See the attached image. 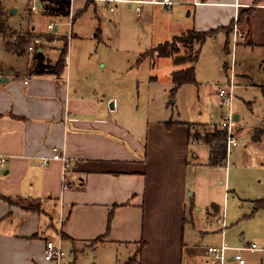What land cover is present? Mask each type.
<instances>
[{
    "label": "crops",
    "instance_id": "1",
    "mask_svg": "<svg viewBox=\"0 0 264 264\" xmlns=\"http://www.w3.org/2000/svg\"><path fill=\"white\" fill-rule=\"evenodd\" d=\"M75 1L82 2L75 8ZM174 1L171 7L152 3L146 8L148 4H143L142 10L136 11L137 18L143 22L161 10L168 11L165 24L172 36L164 41L192 28H219L209 37L217 39L223 34L225 51L229 38L225 29L238 17L248 33L240 47L264 48V0ZM71 2L70 15L62 16L47 13L46 0H28L27 10L31 3L38 8L30 14L31 27L21 30L55 34L54 40L43 37L42 43L34 44L46 59H57L64 45L61 36L69 38L68 60L61 75L35 74L34 51L29 48L22 68L3 69L0 64V264H55L44 258L48 239L65 250L66 243L71 249L72 254L66 250L64 264H220L211 260L208 248L202 249L196 242L202 234L196 231L189 238L187 233L190 221L192 231L196 230L193 206L211 184L207 172L212 176L213 170L226 165L211 164L210 147L198 139L194 126H203L200 132L205 135L221 128L220 122L211 128L208 122L151 117L148 113L141 124L126 118L124 99L108 94L105 84L97 88L99 82L73 62L76 48L70 43L73 39L83 41L86 34L103 39L107 11L113 12L108 23L115 25L125 23L127 12L122 3L111 10L102 1ZM125 4L127 10L134 8ZM89 8L95 19L90 21L89 32L81 23L75 31L79 16ZM243 12L249 15L240 20ZM35 14L48 17L47 28L34 24ZM50 23L54 28L48 27ZM176 66L180 67L175 70L189 65ZM239 75L247 77L242 84L259 88L264 96V80L256 82L250 72ZM252 103L249 101L250 107ZM261 106L260 120L251 126L246 123L244 131L239 128L240 138L251 137L246 147L264 145V101ZM236 115L238 122L243 116L240 112ZM56 150L67 159V165L59 159L43 164V157ZM65 182L68 188H64ZM30 204L39 208L26 207ZM213 211L218 222L223 211L218 207ZM222 237L225 241V233ZM86 254H91L88 262ZM204 255L209 260L199 262ZM227 261L238 264L233 255H228Z\"/></svg>",
    "mask_w": 264,
    "mask_h": 264
},
{
    "label": "rangeland",
    "instance_id": "2",
    "mask_svg": "<svg viewBox=\"0 0 264 264\" xmlns=\"http://www.w3.org/2000/svg\"><path fill=\"white\" fill-rule=\"evenodd\" d=\"M2 1L7 12V29L6 32H0V64H3V69L11 66L22 68L23 63L28 59L27 53L29 51L23 55L8 53L6 34L14 28L22 32L21 30L31 27L34 5L29 4L30 9L27 10L28 0ZM81 2L75 1V8ZM125 5L123 2L120 5L127 12L124 17L125 23L119 25H115L114 22L108 23L113 12L107 11L105 17L107 22L102 27L103 39L99 40L86 34L83 41L75 39L71 41V48H76L74 51L76 55L72 54L73 62L76 60L78 67L83 68L91 79H96L99 82L98 89H102V85L105 84L109 89L108 94H115L120 99H124L122 111L125 117L130 118V120H136L140 124L145 123L148 113L151 117H173L191 122H208L213 128L221 120L222 105L218 95L219 87L228 84L229 77L233 72L229 67L232 62V54L229 53L233 48V39L230 38V34L229 50L225 51L223 50L225 43L223 34H219L217 39L216 37L207 38L201 48L199 59L195 63L197 83H186L174 94L172 91L174 87L172 72L180 66H176L173 57L158 56L156 53L143 57V53L149 48L151 49L165 39L171 38V32L167 33L165 24V18L170 14L168 11L161 10L154 15V18L140 22L135 7L127 10ZM145 7H150V4L145 5ZM108 16L111 17L108 18ZM245 17L247 18L244 13L242 18L245 19ZM65 20L68 21L69 19L65 18ZM91 20L94 21L95 19L93 9L89 8L83 12V15L79 16L75 31L80 23L85 32L90 30ZM47 22L48 17H41L40 14L34 15V24L47 28ZM59 26L60 30L63 31L62 24ZM71 26L72 24L68 26V34H70ZM241 28L243 29V27ZM61 37L64 42L69 39L65 36ZM36 38L39 39L40 43L45 40L39 36ZM36 38L33 42L38 44ZM183 39L185 40L171 43L170 49L176 51L174 52L175 56L180 57L181 61H185L182 64L190 65L193 57L192 48L193 46L198 47L197 41L191 44L189 41L192 39L188 36H183ZM247 40L248 36L241 43ZM76 41L77 46H75ZM220 51H222V55H220ZM234 54L237 86L235 87L233 109L243 116L240 121L237 122L236 120L234 132L240 143L233 147L229 154L227 167L216 168L213 170L212 176H209V172H207V180H210L211 184L206 183L208 187L203 191L197 205L193 201L195 204L193 212L196 230L192 231L193 221H190L187 233L189 238L196 231L202 234L196 241L200 242L199 246L202 249L208 248L210 244L220 245L223 230L220 229L221 223L219 225L215 221V212L213 211L214 207L216 209L218 207L223 212L225 210L226 213L225 242L232 247L244 246L250 242L257 243L259 247L257 250H244L243 255L248 264L254 262L261 264V259L264 258V206L255 210V203L264 198V145L256 147L254 144H250L246 147V144L249 145L251 142V137L248 134L247 139L244 136L240 138L239 128H243L240 131H244L246 123L251 126L260 120L263 114L261 105L264 96L259 88L247 87L242 84L247 77L239 74L250 72L256 82L264 80V48L252 49L248 45L240 47L239 44ZM55 60V58L52 59V61ZM154 61H157L156 64ZM98 92L102 96V92L100 90ZM173 99L176 101L172 102ZM249 101L253 102V107H250ZM131 109L136 111L135 114L132 113ZM257 110H259V114H257ZM202 128L204 127L201 125L194 126L196 135ZM200 136L203 137L204 134L201 132ZM240 236L244 239L241 240ZM65 246L67 253L72 254L66 243ZM233 253V250H228V255H233ZM88 255L86 254L87 258ZM90 258L86 262L90 261ZM207 260L209 257L207 259L206 255L200 256L198 259L199 262H206ZM225 263L231 264L228 261Z\"/></svg>",
    "mask_w": 264,
    "mask_h": 264
},
{
    "label": "trees",
    "instance_id": "3",
    "mask_svg": "<svg viewBox=\"0 0 264 264\" xmlns=\"http://www.w3.org/2000/svg\"><path fill=\"white\" fill-rule=\"evenodd\" d=\"M46 12L49 14H57L62 16H69L71 13V6L72 2L71 0H46ZM245 12H243L240 15V20H242V15ZM6 15L7 12L4 9V2L0 0V32H6L7 29V22H6ZM249 13H247V16ZM233 26L228 27V29H225L228 34L232 32ZM218 30H221L219 28L217 29H210V30H204L199 31L194 28L187 30L183 34L176 35L170 40H166L162 43H159L157 46L150 49L148 52L143 54V57L149 56V54L153 55L156 53L158 56H170L173 57L175 64H182L185 61H181L180 57L175 56L176 52L173 49H170L171 43H175L177 41L185 40L183 39V36H188L192 41L189 42L191 44H194L197 41L198 47L193 46V57L191 59V63L189 66L181 69L174 70L172 72V80L174 82V87L172 91L174 94L178 91V89L186 84V83H197L196 79V67L195 63L198 61L201 48L203 44L205 43L206 39L209 36L215 35ZM7 35L6 40V46L10 49H12L14 52H16L19 55H22L26 53L27 48L34 43V39L36 37H46L48 40H54L55 34H49V33H41L36 34L33 31L28 32H19L17 29H13ZM13 38V40H12ZM230 46V39H227V43L225 45V50H229ZM151 51V53H150ZM68 52V41L64 42V45L61 49V53L58 56V58L55 61H52V59H46L43 52H39L36 50L34 51L33 58L35 60L34 66H33V72L35 74H55V75H61L64 70V65L66 61V56ZM264 90V86H263ZM221 127V126H220ZM201 132L199 131L197 135H199L198 139L206 143L210 147L211 152V158L210 162L213 165H220L224 164L227 159V143H226V135L227 132L222 129H215L212 133H205L203 137L200 136ZM257 137V135H255ZM261 206H264V198L256 201L255 210L261 208ZM26 207H29L30 209H37L39 208V205L37 204H30L29 206L26 205ZM62 236H65V233H62ZM102 240L101 238H99ZM264 264V263H263Z\"/></svg>",
    "mask_w": 264,
    "mask_h": 264
},
{
    "label": "built area",
    "instance_id": "4",
    "mask_svg": "<svg viewBox=\"0 0 264 264\" xmlns=\"http://www.w3.org/2000/svg\"><path fill=\"white\" fill-rule=\"evenodd\" d=\"M96 1H102L104 3H108L110 5V9L114 10L115 7L119 3H128L130 5H133L136 9V11L140 12L142 10L143 4H165L168 7H171L172 4L175 2L174 0H96ZM37 5L33 6V9L37 10ZM72 22H70L71 24ZM55 24L50 23L48 25L49 28H54ZM72 31V30H71ZM71 33V32H70ZM70 35V34H69ZM247 32L241 28L240 24L238 23V17L235 19V23L233 25L232 29V39H233V48L232 51H230L229 54H232V62L230 63L231 69L233 72L231 73V76L229 77V82L226 85H221L219 87L218 95L221 98V105H222V112H221V120H220V126L222 129H224L227 132L226 135V145H227V159H226V167H227V161H229V154L231 153L233 147L237 146L240 143V140L235 135V124H236V112L233 109V99L235 96V87L237 86V83L235 81V66H236V58L234 52L236 51V48L238 44L241 43V41H244L247 39ZM37 42H39V39H37ZM36 43V42H34ZM31 44L29 46L30 50L35 51L36 46ZM68 60V56H66ZM28 79L25 81L28 83ZM53 159H59L63 160L64 163L66 162L67 165V159L62 155V153L59 150L54 151L53 155L49 157H43V164H48ZM5 159H3L4 161ZM69 184L68 182L64 183V188H68ZM218 222L222 225V232L224 234V229L227 226L226 225V213L225 210L223 212V215L218 218ZM230 248H234V254L233 259L237 261L238 264H246V260L243 255L244 250H256L258 249L257 243H250L245 244L244 246H238V247H232L227 245L225 243L224 239L220 245H210L208 247V253L210 257L214 260H217L220 262V264H225V262L228 260V250ZM67 253L66 250L63 248V246L60 243H57L53 239H48L46 241V247L44 250V258L47 261H53L55 264H64V259L66 257Z\"/></svg>",
    "mask_w": 264,
    "mask_h": 264
},
{
    "label": "water",
    "instance_id": "5",
    "mask_svg": "<svg viewBox=\"0 0 264 264\" xmlns=\"http://www.w3.org/2000/svg\"><path fill=\"white\" fill-rule=\"evenodd\" d=\"M172 102H175V99H173ZM235 118L238 120V115H235Z\"/></svg>",
    "mask_w": 264,
    "mask_h": 264
}]
</instances>
